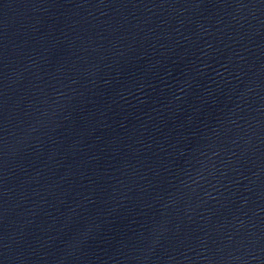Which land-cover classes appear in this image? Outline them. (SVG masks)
Instances as JSON below:
<instances>
[{"label": "water", "instance_id": "obj_1", "mask_svg": "<svg viewBox=\"0 0 264 264\" xmlns=\"http://www.w3.org/2000/svg\"><path fill=\"white\" fill-rule=\"evenodd\" d=\"M0 264H264V0H0Z\"/></svg>", "mask_w": 264, "mask_h": 264}]
</instances>
